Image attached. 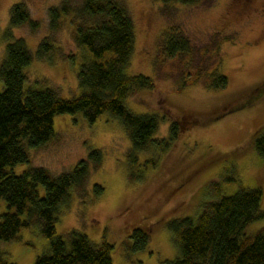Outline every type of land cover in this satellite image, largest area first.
Masks as SVG:
<instances>
[{"label": "rangeland", "instance_id": "rangeland-1", "mask_svg": "<svg viewBox=\"0 0 264 264\" xmlns=\"http://www.w3.org/2000/svg\"><path fill=\"white\" fill-rule=\"evenodd\" d=\"M118 1L135 23V49L126 72L154 81L150 88H134L125 104L134 113L159 116L155 141L138 152L132 167V142L119 117L105 112L92 123L82 112L60 113L54 117L55 136L28 148L29 163L8 170L20 174L30 166L43 167L56 176L87 158L91 149L100 150L102 162L98 167L91 163L84 190L73 191L62 204L57 233L66 236L76 230L95 243L108 241L113 264H169L181 251L167 222L196 217L205 202L217 197L216 189H208L211 182L221 183L222 194L260 188L264 212V157L253 143L264 126V94L255 89L264 82V0ZM17 2L37 22L35 28L29 22L12 28L13 39H23L33 54L24 68L25 87L50 88L63 98L79 95L78 71L91 57L74 36L78 22L89 21L76 16L83 0H0V61L11 7ZM64 4L69 10L54 23L52 8ZM171 26L183 31L190 48L170 58L161 46ZM45 40L50 49L41 59L36 53ZM217 67L228 77L226 88L208 85ZM173 122L178 133L170 140ZM95 184L103 191L94 189ZM7 209L1 199L0 213ZM263 225L264 216L249 230ZM135 228L150 236L142 249L135 248ZM49 247L37 224L22 229L19 239L0 244L4 257L15 264H34Z\"/></svg>", "mask_w": 264, "mask_h": 264}, {"label": "trees", "instance_id": "trees-1", "mask_svg": "<svg viewBox=\"0 0 264 264\" xmlns=\"http://www.w3.org/2000/svg\"><path fill=\"white\" fill-rule=\"evenodd\" d=\"M163 1L195 4L201 0ZM68 10L66 4L60 9L52 8L53 22ZM10 14L5 33L8 43L0 61V79L4 83L0 90V200H6L8 206L0 213V244L19 239L22 229L37 224L50 247L38 255L34 264H113V245L108 241L98 244L76 230L66 236L56 230L62 204L73 191L84 190L91 163L96 167L101 164L100 150L91 149L87 158L56 176L43 167L30 166L20 174L8 167L29 163L28 148L41 146L55 136V115L76 112H82L92 123L105 112L119 117L132 142L130 165L138 163V152L155 141L159 116L134 113L125 104L134 88L154 85L148 75L126 72L135 49L134 19L118 0H83L76 16L89 21L78 22L74 36L78 46L87 48L91 57L78 71L81 93L63 98L50 88L25 87L24 68L33 54L23 39H13L12 28L28 22L35 28L37 22L31 20L23 2L14 3ZM189 44L183 31L171 26L166 29L161 49L171 58L189 50ZM49 49L45 40L36 54L45 59ZM211 75L210 87H227L228 77L218 67ZM255 89L263 95L264 82ZM177 129L173 122L170 140L177 136ZM253 143L264 157V126L255 132ZM130 177L134 178V173ZM220 184L217 180L208 185V189H216L217 197L205 202L196 217H177L167 222L181 251V256L169 264H264V225L249 230L264 216L260 210L262 190L243 187L232 194H222ZM94 189L102 192L104 188L95 184ZM132 235L137 249L144 248L150 237L141 228H135ZM0 264H15L4 257L1 248Z\"/></svg>", "mask_w": 264, "mask_h": 264}]
</instances>
